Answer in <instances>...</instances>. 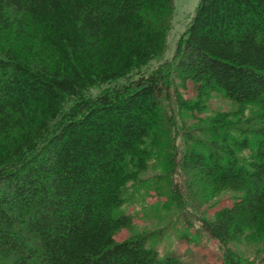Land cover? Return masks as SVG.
Segmentation results:
<instances>
[{
  "label": "trees",
  "instance_id": "1",
  "mask_svg": "<svg viewBox=\"0 0 264 264\" xmlns=\"http://www.w3.org/2000/svg\"><path fill=\"white\" fill-rule=\"evenodd\" d=\"M173 7L0 0V264H183L114 238L130 224L127 185L161 156L207 200L231 194L203 225L223 245L263 239L264 261V0H198L162 61ZM186 81L193 108L219 92L253 114L173 147L161 101Z\"/></svg>",
  "mask_w": 264,
  "mask_h": 264
},
{
  "label": "rangeland",
  "instance_id": "2",
  "mask_svg": "<svg viewBox=\"0 0 264 264\" xmlns=\"http://www.w3.org/2000/svg\"><path fill=\"white\" fill-rule=\"evenodd\" d=\"M197 3L198 0H174L162 61L175 57V49ZM157 62L154 60L150 66H155ZM104 88L96 86L90 94ZM175 88L161 103L164 123H172V127H168L169 135L173 147L178 149L188 143L185 140L187 134L207 143L212 118L222 116L230 124L244 126L243 119L253 114L255 108L247 104L240 106L219 92H212L203 101H197V107L193 108L191 105L197 99L193 83L186 81L183 86L177 84ZM180 98L190 108H182L178 104ZM168 117L171 122L166 121ZM167 164L169 162L165 157H151L137 181L127 185L126 200L119 211L129 215L130 224L119 229L114 238L143 237L144 246L155 250L158 259L174 255L183 264H264L257 254L263 239L241 237L223 245L210 236L203 225L204 220H209L216 210L233 203L231 194L220 195L216 202L207 200L200 191H196L195 186L189 188L187 173L178 165L169 171Z\"/></svg>",
  "mask_w": 264,
  "mask_h": 264
}]
</instances>
